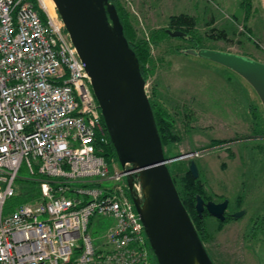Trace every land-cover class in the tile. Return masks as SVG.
Here are the masks:
<instances>
[{
    "label": "built area",
    "instance_id": "1",
    "mask_svg": "<svg viewBox=\"0 0 264 264\" xmlns=\"http://www.w3.org/2000/svg\"><path fill=\"white\" fill-rule=\"evenodd\" d=\"M45 2L0 0V264H151L125 175L102 156L89 78ZM22 168L39 194L5 211ZM93 217L112 220L99 242Z\"/></svg>",
    "mask_w": 264,
    "mask_h": 264
},
{
    "label": "rangeland",
    "instance_id": "2",
    "mask_svg": "<svg viewBox=\"0 0 264 264\" xmlns=\"http://www.w3.org/2000/svg\"><path fill=\"white\" fill-rule=\"evenodd\" d=\"M118 2L135 40L143 41L147 49V96L156 108L168 113L172 123L170 133L175 140L164 145L165 154L182 155L177 161L180 163L190 159L196 162L203 198L217 201L225 197L231 212L238 207L234 206L238 200L246 210L244 217L223 223L209 215L204 217L208 236L203 244L208 254L215 264H264V234L261 227L252 230L250 219L258 211L249 205L264 196V140H260L264 109L241 76L185 52L209 49L255 61L264 59V0ZM49 12L53 17L57 15L55 6ZM178 15L193 20L186 37L163 32L174 30L169 26L170 17ZM249 25L251 33L247 31ZM247 137L249 141L233 143ZM190 152L194 154L187 156ZM107 164L110 173L122 170L113 156ZM27 178L22 168L18 181ZM103 184L110 186V182ZM111 222L106 217L91 219L88 229L95 242ZM144 236L149 262L156 264L145 232Z\"/></svg>",
    "mask_w": 264,
    "mask_h": 264
},
{
    "label": "water",
    "instance_id": "3",
    "mask_svg": "<svg viewBox=\"0 0 264 264\" xmlns=\"http://www.w3.org/2000/svg\"><path fill=\"white\" fill-rule=\"evenodd\" d=\"M84 66L109 139L121 163L130 199L157 264H214L181 203L164 156L138 61L123 35L115 6L108 0H52ZM172 37L184 32L166 29ZM241 76L264 109V63L209 49H188ZM179 155L177 159L182 158ZM188 171L198 177L193 159ZM194 210L224 220L227 201L196 195ZM243 211L232 216L238 218Z\"/></svg>",
    "mask_w": 264,
    "mask_h": 264
},
{
    "label": "trees",
    "instance_id": "4",
    "mask_svg": "<svg viewBox=\"0 0 264 264\" xmlns=\"http://www.w3.org/2000/svg\"><path fill=\"white\" fill-rule=\"evenodd\" d=\"M108 2L115 6L119 21L122 25L123 35L125 36L129 47L134 52V55L139 64V70H140L141 76L146 82V78L149 73V70H147L145 67L147 63V49H145L144 47L145 43L141 40L139 41L135 40L133 31L131 30L126 20V17H127L126 13L123 7L121 6V4L118 2V0H108ZM192 24H193V20L185 15H178V16L170 17L169 26H172L174 30L177 29L179 31L184 32L185 35L183 37L187 36L186 29L192 28ZM165 30L166 29L163 30L164 33H166ZM149 103L152 109L154 123L157 129L158 135L160 137L161 145L162 147H164L165 144L175 140V138L172 137L170 133L171 132L170 128L172 126V123L171 121L168 120V117H167L168 113L164 109H162L161 107L156 108L157 105L154 104L151 100H149ZM101 119H102V116H101ZM179 155L180 154L169 156V153L166 155L164 152V156L166 158L173 159L170 162V166L168 165L169 173L171 175L172 181L177 190L181 203L186 209L195 227L198 237L203 243L204 240L208 236L207 231L205 230V224L203 221L206 214H204L200 218L194 210L196 195H199L202 199H205L203 198L204 197L203 190L198 185L199 184L198 177L197 178L192 177L191 173L188 171V163L185 164V163L177 162L179 160L177 159ZM102 156L106 160L110 156H113L117 159L115 150L113 148V145L111 144L109 136H108V143L103 146ZM16 183H17L19 194L16 197H14L12 200H10V202H8V205L6 206L5 211H8L10 206L13 204L32 201L39 194L37 178L32 177V178L22 179L21 181H18L17 179ZM220 223H223V222H220ZM209 257L212 260V262L215 264L214 260L211 258L210 255Z\"/></svg>",
    "mask_w": 264,
    "mask_h": 264
},
{
    "label": "flooded vegetation",
    "instance_id": "5",
    "mask_svg": "<svg viewBox=\"0 0 264 264\" xmlns=\"http://www.w3.org/2000/svg\"><path fill=\"white\" fill-rule=\"evenodd\" d=\"M250 139L247 137V138H241L239 141H233V143L235 142V143H241V142H246V141H249ZM260 140H264V133H263V135L261 136V138H260ZM224 200H226L227 201V207H226V209H225V211H224V220L223 221H220V222H226V221H229V220H238V219H240L241 217H244V215H245V208L244 207H242V205H243V203L241 202V201H238L237 200V202L234 204V206L236 207V206H238L234 211H229V202H228V199L227 198H225V197H223L221 200H209V199H203V201H204V203H206V202H208V201H212V202H214V203H221V202H223ZM249 205L250 206H253L254 208H256L257 209V211H258V214L257 215H255L254 217H252L251 219H250V221H251V224H250V226H251V228H252V230H254V228L255 227H258V228H260L261 227V229H262V231H263V234H264V196H259V198H257L256 200H255V202H252V201H250L249 202ZM240 211H243V214L240 216V217H238V218H234L232 215L234 214V213H236V212H240ZM204 214H206V215H208V213L206 212V210H205V208H204V210H203V212H202V216L204 215ZM201 216V217H202ZM210 216V215H209ZM200 217V216H199ZM200 217V218H201ZM211 217V216H210ZM214 218V217H213ZM216 219V218H215ZM219 221V220H218ZM264 239V238H263ZM204 245V244H203ZM205 247V246H204Z\"/></svg>",
    "mask_w": 264,
    "mask_h": 264
},
{
    "label": "bare ground",
    "instance_id": "6",
    "mask_svg": "<svg viewBox=\"0 0 264 264\" xmlns=\"http://www.w3.org/2000/svg\"><path fill=\"white\" fill-rule=\"evenodd\" d=\"M46 6L48 8V10L50 11V9L54 10V2L52 0H46ZM50 7V8H49ZM52 12V11H51ZM55 13V12H54ZM54 15V14H53Z\"/></svg>",
    "mask_w": 264,
    "mask_h": 264
},
{
    "label": "crops",
    "instance_id": "7",
    "mask_svg": "<svg viewBox=\"0 0 264 264\" xmlns=\"http://www.w3.org/2000/svg\"><path fill=\"white\" fill-rule=\"evenodd\" d=\"M264 3V2H263ZM247 31L249 32V33H251V27H250V25L247 27ZM263 58H264V55L262 56ZM258 59H260V57H258ZM258 61H261L262 63H264V59H261V60H258Z\"/></svg>",
    "mask_w": 264,
    "mask_h": 264
}]
</instances>
